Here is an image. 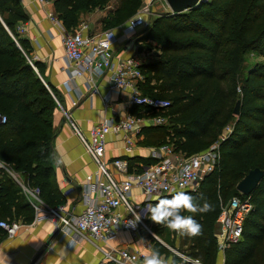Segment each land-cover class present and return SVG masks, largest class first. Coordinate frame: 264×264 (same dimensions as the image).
<instances>
[{"label": "trees", "instance_id": "trees-1", "mask_svg": "<svg viewBox=\"0 0 264 264\" xmlns=\"http://www.w3.org/2000/svg\"><path fill=\"white\" fill-rule=\"evenodd\" d=\"M52 1L58 19L71 31L81 14L103 9L112 0ZM142 2L117 0L104 20L105 27L126 24ZM26 19L19 0H0V116L5 117L0 120V161L26 174L29 187L54 207L65 201L51 179L56 100L39 76L42 64L30 60L29 41L16 31L17 22ZM144 30L140 40L158 53L155 59L141 63L140 89L143 94L169 99L170 104L160 109L133 104L131 113L138 117H167V122L145 125L139 133L150 144H168L186 154L219 141L221 154L196 191L183 190L196 205H210L207 212L180 213L196 220L201 233L194 237L181 234L179 246L172 247L203 264H216L215 233L221 205L240 195L250 199L252 208L245 216L240 239L225 249L224 264H264V175L250 194L237 189L250 169L264 170V0H203L191 9L153 15ZM247 52L263 61L247 65ZM237 100L240 106L235 114ZM227 127L229 132L220 139ZM176 193L159 196L151 207ZM34 216L35 208L22 187L1 168L0 221L29 223ZM6 235L0 226V239ZM152 242L153 250L164 255L167 264H196L160 241Z\"/></svg>", "mask_w": 264, "mask_h": 264}, {"label": "crops", "instance_id": "crops-1", "mask_svg": "<svg viewBox=\"0 0 264 264\" xmlns=\"http://www.w3.org/2000/svg\"><path fill=\"white\" fill-rule=\"evenodd\" d=\"M19 1L27 19L19 20L16 24V27L18 24H24L25 31H16L19 36L29 41L30 60L42 64L43 72H38L39 76L56 100L52 119L54 172L51 179L65 199V211L80 213L86 204L97 196V188L93 184L98 165L76 133V128L87 137L95 124L106 119L119 120L128 114L134 115L130 110L133 104L129 101L128 92L120 89H113L107 99L106 94L111 84L109 71L92 80L87 71H75L76 65L67 59L62 42V34L66 28L60 19L55 21L49 16L50 12H55L52 0ZM114 6L110 4L103 9L81 14L79 24H87L84 35H96L112 29L117 37L113 44L114 59L135 56L142 63L155 59L158 51L154 48L147 49L145 42L140 40L144 28L138 27L134 33L125 34L122 30L124 24L105 27L104 20L109 17ZM134 116L137 133L133 138L132 151L125 149L123 130L111 131L106 136L103 160L107 162L109 171L116 178L122 177L112 164L116 157L127 159L130 171L144 169L158 159L154 151L160 146L148 143L139 133L143 126L153 124L151 119L144 115ZM1 168L7 170L22 187L24 195L35 208V216L29 223L23 222L22 219L16 220L20 224L18 231L13 236L7 234L0 239V264H100L104 251L111 246L148 252L153 250V239L169 248H172V245L179 246V241L169 242L167 239L163 241L158 237H150L143 225L130 215L124 206H120L118 211L122 216L131 217L130 223H135L134 227L129 224L128 227L122 228L110 242L91 241L88 238L79 240V233H65L64 228L55 223L53 216L46 214V203L41 200L35 189L29 187L26 174L12 171L3 161H0ZM159 196H155L153 200ZM130 199L134 204L143 203V194L138 187L132 189ZM143 208L146 209L144 206ZM216 225L217 231L218 220ZM35 257V261L31 263ZM224 260V251H219L216 264H224ZM107 264L114 263L108 261Z\"/></svg>", "mask_w": 264, "mask_h": 264}, {"label": "built area", "instance_id": "built-area-1", "mask_svg": "<svg viewBox=\"0 0 264 264\" xmlns=\"http://www.w3.org/2000/svg\"><path fill=\"white\" fill-rule=\"evenodd\" d=\"M148 9V7L145 8L146 11ZM49 16L51 19L58 21L55 12H50ZM148 25V18L138 10L122 26V30L125 34H131L138 27L145 29ZM86 28L87 24L82 22L73 30H66L62 34L65 55L67 59L76 65L75 71L77 73L87 71L92 80L94 77L109 71L111 84L106 94L107 99L113 89H120L128 92L131 104H148L156 109L165 108L170 104L169 99L142 93L139 84L144 75L140 69L142 62L137 57L127 56L114 59L113 44L117 37L112 29L96 35H84V29ZM16 29L24 32L26 27L24 24H18ZM13 37L17 40L14 35ZM34 67L37 70L36 66ZM135 118L134 115L128 114L119 120L106 119L93 125L87 137L76 128V133L98 165V173L94 177L93 184L97 188V196L88 202L80 213L65 211L64 204H58L54 207L45 204L47 207L46 214L52 215L55 223L62 226L65 233L77 232L79 233V240L88 238L91 241H113L119 230L128 227L131 221V217L122 216L118 211L120 206H124L130 215L136 218L138 215L137 209H141L142 204H145L143 205L145 208L150 206L155 196L198 189L199 182L212 172L218 164L221 158L219 141L192 154L177 151L173 146L164 144L154 151V154L158 157L157 161L140 171H130L127 159L123 157L114 158L112 164L118 173L122 175L121 178L114 177L109 171L107 162L103 160L106 136L111 131L123 130L126 141L125 149L128 152L132 151L133 138L137 133ZM150 119L153 124L167 122L165 116H155ZM0 120L5 121V117L0 116ZM224 137L220 136V139ZM134 187H138L143 194L142 204H132L130 201L131 191ZM35 192L37 193V191ZM251 208L250 199L240 195H234L221 205L217 218L219 227L215 233L220 252L225 251L230 244L240 239L245 216ZM139 222L144 223L141 216ZM0 226L7 231L9 236H13L18 231L20 224L16 220H3L0 221ZM171 249L187 260L196 264H203L198 259L182 254L176 248L172 247ZM153 253L157 252L154 250L140 252L129 247L111 246L104 251L100 264H107L108 261H112L114 264H141L144 262L145 256ZM159 258L163 261V264H167V260L163 255L159 254Z\"/></svg>", "mask_w": 264, "mask_h": 264}, {"label": "clouds", "instance_id": "clouds-1", "mask_svg": "<svg viewBox=\"0 0 264 264\" xmlns=\"http://www.w3.org/2000/svg\"><path fill=\"white\" fill-rule=\"evenodd\" d=\"M30 194V193H29ZM194 198L186 192H177L170 198L159 199L150 208V219L157 224H164L170 230L180 232L181 234L191 237L201 233L202 226L191 216L181 215V211L189 212H207L210 205L206 202L202 207L193 202ZM136 220H140V216H136ZM135 226V223H129ZM155 236V234H153ZM144 264H163L158 253L145 256Z\"/></svg>", "mask_w": 264, "mask_h": 264}, {"label": "rangeland", "instance_id": "rangeland-1", "mask_svg": "<svg viewBox=\"0 0 264 264\" xmlns=\"http://www.w3.org/2000/svg\"><path fill=\"white\" fill-rule=\"evenodd\" d=\"M117 0H112L109 5H115ZM148 7L149 9L146 11L145 8ZM170 11L169 5L167 4L166 0H143L142 5L139 9V12H143V15L148 18V20L155 14L161 13V12H167ZM256 61H263V58L253 52H247L245 54V63L247 65H251L255 63ZM230 127L225 128L222 133V136H226L229 132ZM218 141H215L213 144H216ZM131 203L134 204V201L131 200ZM143 207V205H142ZM137 209V214L142 217V220L144 223H141L143 225V228L146 232H148L150 237L153 238H161L163 241L164 239H167L169 242H178L180 244V238L181 233L177 231L170 230L166 227L164 224H157L153 222L150 219V206H147V208L144 210V208ZM141 214V215H140ZM155 234V236L153 235Z\"/></svg>", "mask_w": 264, "mask_h": 264}, {"label": "water", "instance_id": "water-1", "mask_svg": "<svg viewBox=\"0 0 264 264\" xmlns=\"http://www.w3.org/2000/svg\"><path fill=\"white\" fill-rule=\"evenodd\" d=\"M203 0H166L169 5L171 12H180L187 9H191L199 5ZM240 100L236 101L234 107V113H239ZM264 175V170L260 167H255L250 169L246 175L237 183V189L239 192L248 195L250 194L258 185L261 178ZM36 257L31 263L35 261Z\"/></svg>", "mask_w": 264, "mask_h": 264}]
</instances>
